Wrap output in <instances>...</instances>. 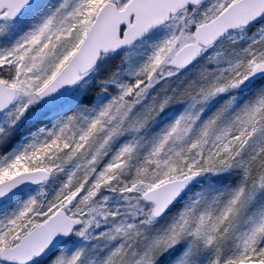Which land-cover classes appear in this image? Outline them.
I'll use <instances>...</instances> for the list:
<instances>
[{
	"label": "snow or ice",
	"instance_id": "obj_1",
	"mask_svg": "<svg viewBox=\"0 0 264 264\" xmlns=\"http://www.w3.org/2000/svg\"><path fill=\"white\" fill-rule=\"evenodd\" d=\"M0 264H264V0H0Z\"/></svg>",
	"mask_w": 264,
	"mask_h": 264
}]
</instances>
